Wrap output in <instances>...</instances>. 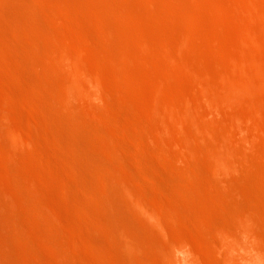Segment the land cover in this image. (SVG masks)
<instances>
[{
  "label": "bare ground",
  "instance_id": "1",
  "mask_svg": "<svg viewBox=\"0 0 264 264\" xmlns=\"http://www.w3.org/2000/svg\"><path fill=\"white\" fill-rule=\"evenodd\" d=\"M149 1H147L148 4L150 3ZM245 1L248 3V5L246 4L247 9L245 12L242 11L248 15V19L258 21V24H255L254 22L256 21L254 20V25L264 23L262 19H259L262 17L264 20V1L263 3L260 2L259 8L256 7L259 4V0H255L258 4H253V0ZM152 4H149V11L151 15L153 14L152 16L155 15L154 17H156V8L154 7V11ZM173 5H170L171 7L168 6L170 8L173 7L172 10L176 9L175 5ZM222 8L226 12L229 10L225 6ZM140 12L134 10L129 0H0V264H53L52 257L56 260L59 259V264H67L68 257L74 258L79 262L87 257L89 264L90 262L92 264H264V227L262 226L264 217L260 214L264 210L259 213L262 206L257 210L258 208L256 207L258 206L255 205H258L257 202L259 200L257 202L251 200L252 206H250V197L247 198V195L244 197L248 201L244 202V205L248 202L249 204L247 203V205L253 207L254 210H252L253 208L248 209L247 205H242V207L241 204L243 202L241 203V201L245 199L240 195L241 193H238V197L233 194L238 192L237 190L234 191V189H238L240 186L243 187V185H240L244 183L243 177L248 176L249 169L247 167H250L247 166L249 162L246 163L248 157H245L247 158L246 160L243 157L247 153L248 155L251 154L252 144L249 145L251 148L248 147L250 148L249 152L244 148V150H247L244 155L242 145H236L237 147H242V151H239L240 148L238 150L235 144H233L235 146L233 148L230 145L231 142L225 141L227 139L226 136L230 135V133L238 135V137L235 135L238 139L242 138L239 130L240 135L237 134L236 129H231L230 121H221L215 116L210 120L211 123H208L210 121L207 122L204 118L207 112L208 114L222 113L223 108L225 113L228 107L231 108V105L234 104L232 106L234 107L235 103L244 102V99L248 98L247 95L250 97L251 95L254 96L255 85H264V76L258 72H256L257 75L255 73V75L253 74V76L247 78H242V76H237V74L230 76L228 75L231 74L230 72H227V74L226 72L217 73L205 59L201 60L203 56H200L201 59L199 60L201 62L199 64L204 62L206 64L199 65L202 70L200 68L198 71L197 68V71H195L197 64L192 59L188 60L186 58L188 55L186 52L182 53L183 48L193 46V43L188 40L187 46H182L183 48H181L175 34L177 30H174L176 26L174 25L175 27L173 28V24L172 26L166 24V31H169L170 34L165 29H163L165 32L159 30L160 27L158 26V28L157 25L154 27L156 28L154 32H156L155 34L159 39L158 43L156 42V46L153 44L155 41L150 38L143 25L146 20L145 15ZM156 13L158 14L157 11ZM181 15L189 23L183 30L185 37L190 36L193 29L190 23L199 22V18L186 8L182 9ZM90 24L95 28L94 31L90 28ZM129 27H133L130 28L131 30L136 28L142 34V38L138 40L139 42L136 39H134V42L137 41L138 48L140 47V50L144 53L140 54V51L137 53L135 51V53L140 54V57H145V60H147L146 58L154 59L157 55H161L160 57H165L170 62V65L172 63L176 67V71H174L176 74L180 70V74L184 71V74H188L187 76H195L202 83V86H200L201 90H198L202 96L200 98L201 100L204 99L203 101L208 106V111H204L202 108L200 111L198 109L200 106H192L189 102L183 106L173 100V98L171 99V97H163L165 101L163 99L164 103L160 104V97H154L155 99L152 100H150L152 98L150 97V99H147L150 104L146 101L147 104H143L144 113L138 110L141 113H138V115L143 117L144 114V119H141V121L144 123V120H146V128H149V130L151 125L154 126L157 122L160 128L156 126L159 129L163 128V126L167 129L166 127L169 126L168 129L171 127L172 131V128H174L177 133L171 132L169 129L172 136H175L171 137L172 139L175 138V143L171 141L174 144H170L173 147L176 144L178 146L177 151L179 150L185 159L188 160L189 157L190 159L194 157L193 161H191L192 159L189 160L187 168L183 172L180 171L182 167H185V161L181 159L182 161L180 162L184 163V166H179L180 162L178 163L176 160L178 158L180 160V154L177 155L180 157H172V159H175L174 162L169 161L171 155H167L166 150L169 153L172 149L166 148L165 150L162 139L164 137L168 141V137L163 136L161 131L154 126L153 130L156 131L154 132L156 136L155 142L158 140L159 144L157 146L153 145L150 141L151 139L148 138L149 140H147L146 137H139V135L144 134V131L148 132V130L145 128L143 133L141 132L140 134L137 131H140L138 129L141 128L137 129L139 125H136L138 141L136 138L135 141L138 142V147H144L145 142L149 141V144L147 142L145 144H148L147 148H145L146 146L144 147L146 149H144L145 152L148 151L151 145L155 146L156 148L153 147L155 149L153 154L158 151L157 153L161 152L157 154L158 156L162 155L164 159L169 157L170 159H166V162L175 163L176 165L175 167L174 165H167L173 169L176 168L172 172H177V166H179L178 171L185 175L184 183H180L179 180L182 175L181 177L176 175V179L179 182H176L177 180L175 182L178 184L173 183L174 181H171V184V182L169 183L170 180L168 183L165 182L168 179L165 174L172 173H167L170 169H166V172L164 170L163 178L158 177L164 181L159 182L157 179V182L155 175V178L150 183L154 180V185L155 183L158 184L159 190L157 189V193L160 192V194L154 192V195L158 196L153 197V201L148 200L150 196L147 199L152 189L149 192L146 191V195L142 186L143 179H140V182L139 178L135 177H139V174L134 176L135 171H131V166L134 167L133 164L135 163H132L131 166H129V162L125 164L124 162L130 160L129 157L125 161V158L122 159V156L125 155L118 153L120 159H122L120 163L119 156L116 155V148H119L118 146H121L122 143L112 146L115 141L111 144V141H109L113 138L109 137L113 136L112 130L118 135L116 133L118 130L115 129H123L119 128V125L116 127L118 123L115 124V122L117 121L114 122L110 118L111 116H108L109 114L115 117L117 115L116 110L122 111L119 107V101L116 102L114 99L122 97L121 100L123 99L122 103L125 102V106L128 105V100L131 99V97L128 100L125 99L123 96L127 94L124 95L120 89L119 91L123 95L116 97V94L120 93L116 89V83L119 80L125 85L134 84L135 86L132 85L133 88H138L137 81H133L129 75V73L134 71L131 72L130 70L140 68L142 63L145 66L147 65L145 62L148 61H144L141 57L144 62L138 60L141 62L139 63L137 59H140V57L138 56L139 58L136 59L133 54L134 50L130 49V45L134 43H132L133 39L128 34L129 31L127 32ZM150 28L153 29V26ZM93 33H95L94 36L97 39L101 36L100 39L95 40L96 37L93 38ZM115 36H118V39ZM259 39L260 41L257 40L258 42H256L258 44L261 43L259 47V51H261L263 45L262 39ZM258 46H256V49H258ZM96 53L98 55H94ZM157 57L155 60L161 61L160 57ZM158 60L156 61L159 65L157 62L154 63L156 66H160L158 70L160 72L165 66L161 67V63ZM148 62H151V60ZM154 63H148V66H150L148 68H154V66L151 67ZM145 68L147 69V66ZM165 68L162 72H168L167 74L169 75L168 68ZM146 69L142 72L141 70H136L138 73H143ZM205 69L211 72L209 74L211 76L208 75L209 78L207 77L209 81L205 78L204 73L203 75L197 73ZM137 71L134 73L136 74ZM145 74L143 73L142 76L144 77ZM213 74L217 77H212L214 76ZM142 76L143 83H145L149 76L145 75L147 78ZM135 78L137 79L138 77ZM141 78L137 80L142 83ZM152 81L153 85L154 83L156 84L154 79ZM120 87L125 92L123 85ZM154 87L156 89V86ZM140 88L143 89L141 86ZM141 89L138 88L137 90L140 91ZM144 89L145 91L141 92L146 96V87ZM126 90L129 94L131 89L127 88ZM134 90L136 91V89ZM134 94L131 93L130 96ZM142 96H139V100ZM132 99L133 101L136 100L135 103H138V99ZM144 99L145 97L142 100ZM111 101H115L116 107H119L120 110L115 109ZM130 105L131 103H129ZM238 105L241 106V103ZM222 106L228 107L224 108ZM24 107H26V111L29 108L33 112L34 117L26 115ZM122 108L124 107L122 106ZM220 108L221 111L219 112ZM125 110L130 112V110ZM124 114L125 112L123 115L121 114L122 117L120 116L122 119L126 117ZM106 115L108 116L107 122L111 119L112 121L110 122H114L113 124L115 125L108 123V128L111 131L108 130L111 135L106 132L108 130H105L106 123H98L99 121L97 124L95 123L96 119H106L107 117H104ZM138 115L136 116L138 117ZM22 118L26 123L21 121L22 124L17 121V119L22 120ZM165 118L166 120H164ZM124 119L126 120V118ZM152 121H156V123ZM258 122L259 119L255 122L257 126ZM145 124H142V126ZM110 126L116 128L111 129ZM124 126L126 125L124 124ZM216 127L219 128L218 130L221 129L223 131L219 136L226 135L221 137L222 140L217 132L215 133ZM165 129L163 134L165 133V135L170 137L171 134L167 133ZM233 130L236 131L233 132ZM129 131L124 130V132L120 133L121 135H118L119 139L121 137L124 140L122 134L127 132L126 136L132 134ZM245 131L243 130L241 133L243 134ZM151 133L153 134V131ZM151 133L148 132L147 136ZM116 135L114 136L117 137ZM248 136L249 138H247ZM248 136H245L247 139L243 146L248 145L246 143L251 138L249 134ZM150 137L153 140L154 137L151 135ZM205 138L206 141L208 140V142L205 141L207 144L202 141ZM224 138L226 139L224 140ZM122 139L120 140L122 141ZM238 139H235V142ZM243 141L241 139L236 143L240 142L239 144H242ZM252 142L254 141L250 143ZM133 143L134 145L136 144L134 141ZM42 144H45L44 146H47L49 151L43 149ZM255 144L254 142L252 146ZM123 146L130 150L131 146L128 144L127 146L129 147L126 144ZM123 146H121L122 150L125 148ZM172 146L171 148H173ZM255 148H257L256 145ZM255 148L253 147V153L256 150ZM152 149L149 151L154 150ZM133 150L135 153L132 152L131 154L136 155V149L133 148ZM233 150H237V152L235 153ZM259 151L260 149H258ZM241 152L242 156L244 155L243 157ZM170 153L172 154V152ZM234 153L241 156V159L238 156L239 160L243 158L246 163L243 162V166H247H245L246 169L244 168L247 171H240L239 166L241 164L237 163L236 158L238 157ZM147 155H145V158ZM185 155L189 157L186 158L187 156ZM162 156L159 158L161 162H158L160 165L165 163L162 162ZM249 156L250 159L254 160L252 155ZM139 157L135 159H144V156H142L143 158ZM123 160L124 162H122ZM148 160L150 161L151 159H147V162L144 160L146 162L145 165L150 164L148 167L151 169L154 165L151 166L153 163L151 161L148 163ZM251 162L253 163V161ZM137 164L139 165V162ZM142 165H139V167ZM203 167H207L208 172H204ZM134 168L135 170L138 169L136 165ZM253 168L254 165L251 169ZM160 169L158 168L157 170L160 172ZM254 170L256 169L254 168ZM151 171L154 173V170ZM30 172H33V176ZM235 172L240 173V176L239 174L235 176L236 179L238 178L237 184L234 181V184L230 185L229 183L233 181L230 175L235 174ZM158 173L156 171L157 176ZM250 173L249 171L248 174L251 175ZM254 173L252 174L254 175ZM191 174L194 175L191 176ZM243 174L246 176H242ZM147 176L150 177L149 174ZM147 176H144L146 183L149 179L146 178ZM169 176L171 177V175ZM239 177L243 182H238ZM136 180L142 184H136ZM222 182L228 183V185H225L227 188L224 186L225 183L223 184ZM222 184V189L226 188L230 195L233 194V197L227 194L231 198L239 199L241 197L243 199H239V202L236 201L237 199H233V201L226 195L228 191L224 190L223 193L225 192V194H222L220 190L222 187L220 185ZM156 185L153 189H156ZM236 185L239 186L235 188L234 186ZM228 186L232 187V189L231 187L229 188L232 193ZM245 188H241V190L245 191ZM249 188L252 191L254 190L250 186ZM250 189L249 192L251 193ZM246 190L248 191V186ZM189 195L194 196L195 199L198 198L197 200L200 201L198 203H201L202 206L191 204ZM223 195L225 196L223 197ZM225 197L230 198L231 202L228 199L227 201L233 203V207L236 206L234 208H236L237 212L235 211L232 214L227 207L229 203L226 201L228 204L225 202L226 206L224 204L223 207H225V210L227 209V213L228 211L231 213V216L229 213L227 215L226 213H221V216L225 215L223 220L229 224H224V221L220 222V220L216 222V219L214 220L216 223H214L213 219L210 220V218H216L218 215L216 214V208L214 211L211 210L213 208L212 205L211 208L207 205H210L211 202L225 201ZM235 201L241 207L237 206L238 204L236 205ZM221 206H219V209L222 208ZM185 207H188L187 210ZM237 207L240 208L237 209ZM14 211L16 214L19 213V216L14 215ZM201 216H203L202 222L208 221L207 224H209V221H212L216 224V227L214 225L208 227V225L203 224L202 230V226L192 223L195 227L193 230L196 234L195 238L198 247L194 242L195 238H193L194 243L189 240V236L191 239L193 235L190 234L187 237L185 234L178 233L179 230L184 231L182 230L184 229L183 226L182 229H177L176 233H172V231H176V227L175 230L172 229L176 221L172 224L173 226L170 225L171 223L168 225L169 220L172 223L174 220H178L181 223H190L192 219L198 218L199 220ZM204 217L210 218L205 220ZM219 223L223 224L219 225ZM5 224L8 225L6 226ZM181 225L179 226L181 227ZM5 226L6 229L11 226V231H7L8 229L6 230ZM169 226L172 227L169 228ZM186 227L189 228L188 226ZM207 230L208 233L206 232ZM202 231H205L208 236L209 232L210 235H212L211 233L215 234L217 239H207L208 236L204 234L205 238ZM13 239L17 240L18 244H16L17 241L16 243L15 241L12 242ZM190 242L195 244L197 248H194V246L192 248ZM36 246H39L38 250H36ZM40 249L51 254L48 256V258L52 256L50 258L51 261L47 260L48 258L45 259L41 251L38 252ZM201 249L204 250L202 251ZM207 250L216 252V255L219 254L220 260H210L208 262L207 258H204V255L206 256L207 254H202ZM84 253L88 256L84 257ZM67 254L68 257L65 258L67 261L63 260L64 262L61 263L64 255Z\"/></svg>",
  "mask_w": 264,
  "mask_h": 264
},
{
  "label": "rangeland",
  "instance_id": "2",
  "mask_svg": "<svg viewBox=\"0 0 264 264\" xmlns=\"http://www.w3.org/2000/svg\"><path fill=\"white\" fill-rule=\"evenodd\" d=\"M147 1H149V0H147ZM147 1L145 0H129V2H130V4H132V6H133V8H134V10H138V12L139 11H141L140 13H142V15L144 14L145 15V18H146V20L144 21V27H145V30L147 31V33H148V35L150 36V38H152V40H154L155 41V43H153V44H157L158 43V37L156 36V32H154V29L156 30V28H154V27H156V25H157V27L159 28V30H163V29H165V31L167 30L166 29V26L168 25V24H170L171 26H172V24H173V28H174V30L176 29L177 31L175 32V34H176V38L178 39V41L180 42V45H181V48H183V47H185V46H187L186 44H187V41L188 40H190L192 43H193V46H187V47H185V48H183L184 50H182V53H185L186 52V54H188L187 55V57L186 58H188V60L189 59H192L193 61H194V63L195 64H197V67H196V70L195 71H197V68H198V71H199V69L201 68V66L199 67V65H203L204 63L206 64V62H204V63H202V64H199L200 62H201V60H203V59H205L206 61H207V63L208 64H210V66H212V68L214 69V70H216V72L218 73V72H223V73H225L226 72V74H227V72L229 73H231V74H228V75H233V74H237V76H242V78L243 77H245V78H247V77H249V76H253V74L255 75V73L256 72H258L260 75H263L264 76V23H261L260 24V21H259V24L260 25H254V23L255 24H258L257 22L258 21H256L255 19V21L256 22H254V20L253 21H251V20H249L248 18V15H246L244 12L246 11V9H247V7H246V4L248 5V3H246V1L245 0H152V1H149L151 4H152V7H153V9H154V11H155V8H156V11L158 12V14L156 13V11H155V14L157 15V16H159V18H157V16L156 17H154V16H152L151 15V13H150V11H149V4L147 3ZM252 1V0H251ZM250 1V2H251ZM263 1L264 0H262V1H260L259 0V4L258 3H256L255 2V0H253L252 2H253V4L255 3V4H258L256 7H258L259 8V5H260V2H262L263 3ZM120 1H118V3H119ZM167 3H170V4H167ZM261 3V4H262ZM120 4L122 5V3L120 2ZM175 6H174V5ZM226 4V5H225ZM120 5V6H121ZM170 5H173L176 9H173L172 10V8H170L169 6ZM222 5H224L226 8H228L229 10H228V12H226V11H224V9L222 8V7H224V6H222ZM250 5V4H249ZM264 5V4H263ZM222 6V7H221ZM155 7V8H154ZM262 7V6H261ZM260 7V8H261ZM183 8H186V9H188L191 13H193L194 15H196L198 18H199V22H197V23H195V22H192V23H190L191 25H192V27H193V29L191 30V32H192V34L190 35V36H186L185 37V34H184V32H183V30H184V27L185 26H188V22L184 19V17H183V15H181V12H182V9ZM258 8H256V9H258ZM244 12H243V11ZM244 13V15H242V13ZM247 16V17H246ZM246 17V18H245ZM261 17V16H260ZM258 18H259V16H258ZM260 20L262 19V21H264L263 20V18L261 17V18H259ZM258 20V19H257ZM250 21V22H249ZM254 22V23H253ZM113 23V22H112ZM252 23V24H251ZM167 24V25H166ZM91 25V24H90ZM169 25V26H170ZM175 25V26H174ZM153 26V29H151L150 27H152ZM168 26V27H169ZM171 26H170V28H171ZM90 28L91 29H93V31H94V27L91 25L90 26ZM130 28H133V27H129L128 29H127V32L129 31V35L131 36V38L133 39V42L132 43H134V44H131L130 45V49H133L134 50V56L136 57V59L137 58H139L140 57V54H142V53H144V52H142L141 50H140V47L138 48V46L139 45H137V41L138 40H140L141 38H142V34L140 33V31H137L136 30V28L135 29H130ZM157 28V29H158ZM178 28V29H177ZM169 29V28H168ZM92 31V30H91ZM164 30L162 31V32H165ZM167 32V31H166ZM169 32V31H168ZM167 32V33H168ZM81 33V32H80ZM167 33H166V35H167ZM94 34L95 33H93V35L92 36H94ZM96 34H97V31H96ZM168 34H170V32L168 33ZM99 36V35H98ZM96 36H94L93 38H95ZM100 37L101 36H99V38L97 39V37H96V39L95 40H99L100 39ZM115 38L116 39H118V36H115ZM257 38V39H256ZM259 38H261L262 40V50H261V48H260V50L261 51H259V47H260V44H258L257 42V40H259L260 41V39ZM102 39V38H101ZM134 39H136L137 41L136 42H134ZM256 39V40H255ZM102 41V40H101ZM257 41V42H256ZM139 42V41H138ZM150 42V41H149ZM153 42V41H152ZM157 42V43H156ZM257 43V44H256ZM139 44V43H138ZM132 45H134L133 47H132ZM259 45V46H258ZM157 46V45H156ZM183 46V47H182ZM256 46H258L257 48L258 49H256ZM135 51H136V53L137 52H139L140 51V54H136L135 53ZM184 51V52H183ZM131 52H133V51H131ZM137 56H136V55ZM94 55H98L97 53L96 54H94ZM144 55V54H143ZM139 56V57H138ZM158 56V55H157ZM156 56V57H157ZM161 56V55H160ZM160 56H158L157 58H159ZM200 56H203L202 57V59H201V57ZM92 57H93V55H92ZM142 58H143V60L144 61H150L151 60V62H148V63H156L157 61L156 60H158V59H156L155 60V58L154 59H150V58H146L147 60H145V57H143V56H141ZM140 57V59H137V61L138 60H140L141 62H144L143 60H142V58ZM150 59V60H149ZM160 59H161V61L160 60H158L159 61V63H161V67L162 66H165V67H167L168 69V71L170 72L169 73V75L167 74V73H165V72H162L164 69H166L165 67H164V69L162 70L161 68V70L162 71H158L159 70V67L160 66H156V64L154 63V65H152L151 67H153L154 66V68H148V67H150V66H148V63L147 62H145V64H147V65H145V66H143L144 64L142 63L141 64V66H140V68H135V70H133V69H131L130 71L132 72V71H137L136 69H138V71L139 70H141V72L142 71H144L146 68V66H147V69H146V71L145 72H143V73H146L145 75L146 76H149V77H151L152 78V80L154 79V82H156V84L154 83V85H153V81L151 80V78H147V77H145V75H144V77L142 76L143 75V73H138V71L136 72V74L134 73H129V75L131 76V79L133 80V81H137L136 82V84H138L139 86H138V88L139 89H141L140 88V86L143 88V89H141L140 91L139 90H137L138 88H133V86H135L134 84H129V85H125L122 81H119L118 80V82L116 83V89H118V91H119V89H120V91H122L123 93H124V95L125 94H127L126 96H123L125 99H130V97H131V99L130 100H128V108H127V106H125V102H123L124 103V105H122L123 103H122V100H121V95H123V93L122 92H120L119 94H116V97H121L120 99L118 98V99H114V100H116V102H118L119 101V104L117 103V105H119V107L122 109V111L120 110V108L119 107H116V103H115V101L114 102H112L113 104V106H115L114 108L116 109H119L120 111H118V110H116V113H117V115L114 117V116H112V115H109L108 114V116L110 117V118H112V120L115 122V121H117V122H115V124L116 123H118L117 125H116V127L118 126L119 128H125L124 130L125 131H131L132 132V134H130L129 136L130 137H132V138H130L128 135L126 136V134H128V132L126 133V134H122V136H124L123 138H124V140L120 137V139H122V141L119 139V137H118V135L120 134V133H122V132H124V130L123 129H115L113 126H110V128L112 129V128H114L115 130H118V131H116V133L118 134V135H116L114 132H113V130L111 131L109 128H108V123L110 122V121H112L111 119L110 120H108L109 122H107V119H108V116L106 115V116H104V117H107L106 119L104 118H101L100 120L98 119H94L95 120V123L97 124V122L98 123H106L105 125V130H110L111 131V133H113L112 135L113 136H109V137H113L114 138V140H113V138H111V140H109V141H111L110 142V144L112 143V142H116L118 139L120 140H118L115 144L113 143V145L112 146H116V144L117 143H119V144H121L122 143V145L121 146H123V145H125L126 144V146H127V144L129 145V146H131L130 147V150L128 149V148H126L125 146H123V147H125L124 148V150H122L123 148H121V146H118L119 148H116V155H118L119 156V154L118 153H123L122 155H125V156H122L121 158L122 159H124L125 158V161H126V159H127V157H129V161L127 160L126 162H124V160L122 161V162H124L125 164L126 163H128L129 162V166H131L132 165V163H135V164H133L134 165V167H135V165H136V167H138V169H140V170H138L137 168V170L138 171H140V172H142L141 174L137 171V170H135V168L133 167V166H131V171H135L133 174H134V176L137 174H139L138 176L139 177H137V176H135L136 178H139L138 180L141 182V180H142V183H143V190H144V192H149L151 189H152V191H150L149 192V194L150 195H148L147 196V199L149 198V196H150V198L148 199L149 201H153L154 199H152L153 197L155 198V196H158V195H154L155 193H157L158 191H157V189H158V184L157 183H155V185L157 186L156 187V189H153V188H155V185H154V180H153V185H152V183H150L151 181H152V179H154L155 178V175H156V178H155V180L157 181V179H158V181L160 182V181H164L163 179H161V178H163L162 176H164V174H165V172L168 170V169H170L169 171H167V173L169 172H172V171H174V169L176 170V168H171V167H168V166H173L174 165V167L176 166L175 165V163L173 164V163H170L171 161L172 162H174L175 161V159H172V157L174 158V156L175 157H180L181 156V158H180V160H179V158L176 160L178 163L180 162V161H182V160H184L185 161V167H182L181 168V170L180 171H184V169H186L187 168V166H188V164H189V160H191V161H193V159H194V157L192 158L191 157V159H190V157L188 156V155H185V156H187L186 158H188L189 157V159L187 160V159H185V157H184V155H182V154H180V151L178 150L177 151V149H178V146L175 144L174 145V147L172 146V144H174L175 143V138L174 139H172L173 138V136H172V134H171V132L173 131V132H175V133H177V131H175V129L174 128H172L173 130L171 131V127L169 128L170 129V131L171 132H169V129H168V127L169 126H165L167 129H168V131H167V129H165L164 128V126H163V128L165 129V131L168 133L169 132V134H171L170 135V137H169V135H165V133L163 134V128H161V129H159L160 128V126H159V123L157 122L156 123V121H152V122H154V123H156L154 126H159V128L156 126V128L158 129V130H160L161 131V133H162V135L163 136H167L168 137V141H166L165 140V138L163 137L162 139H163V141H164V143L165 144H167V145H165L164 143H163V145H164V147H165V150H166V148L168 149V148H170V149H172V150H170V152H172V154L169 152L168 153V150H166L167 151V155L169 154V155H171L170 157H171V159L168 157V158H166L167 160H169L170 162H166L167 160L166 159H164V157L162 156V155H160V156H162L161 157V159L163 158V160H162V162H165V163H161V165L159 164L161 161H159V158H160V156H158L157 154H159V153H161V152H159V153H157V152H155V154H153L154 153V151H155V149L154 148H156L155 146H153V145H158L159 144V142H158V140L155 142V138H156V136H155V134H154V132H156V131H154L153 130V127L154 126H152L151 125V127H150V130H149V128H146V124H145V121L146 120H144V123H143V121H141V119L143 120L144 118V114H143V117L142 116H140V115H138V113H144L143 112V109H144V106H143V104L145 103V104H147L146 102H148L147 101V99H150V97H152L150 100H152V99H155V98H158V97H160V104H163L164 102L162 101L163 99H164V101H165V98H163V97H171V99L173 98V100H175L176 102H178L179 104H182L183 106L184 105H186V104H188V102L189 103H191L192 104V106H197V107H199L200 106V108H198V109H200V111H201V108H202V110L204 109V111H208V106H207V104L203 101L204 99H202L201 100V98L200 97H202L201 96V93H200V91L198 92V90H201V87L200 86H202V83L198 80V79H196L195 78V76L193 77V76H187L188 74H184V71H182L181 72V74L183 73V75H181L179 72H180V70L178 71V74H176V72H174V71H176L175 69H176V67L174 66V65H172V63H171V65L169 64L170 62L165 58V57H160ZM199 59H201V60H199ZM187 60V61H188ZM204 60V61H205ZM136 61V62H137ZM140 61H138L139 63H141ZM153 61V62H152ZM183 61H186V60H183ZM157 64H158V62H157ZM194 64V65H195ZM151 65V64H150ZM159 65V64H158ZM196 66V65H195ZM172 67H174L173 69H172ZM142 68V69H141ZM144 68V69H143ZM178 69V68H177ZM207 69H209V68H207ZM166 70V71H167ZM200 70H202V68L200 69ZM129 71V72H130ZM173 71V72H172ZM216 72H215V74H216ZM165 73V74H164ZM171 73H173L172 75H171ZM186 73V72H185ZM198 74L199 73H201L202 75H203V73H204V76H205V78H207L208 77V75L209 74H211V72H209V70H203L202 72H197ZM206 73V74H205ZM162 74H164V75H162ZM167 75V76H166ZM180 75V76H179ZM186 75V76H185ZM214 75V74H213ZM256 75H257V73H256ZM141 76L143 77V78H147V81L145 82V83H143V79L141 78ZM166 76V77H165ZM209 76H211V75H209ZM225 76H227V75H225ZM133 77V78H132ZM135 77H138L137 79H139V78H141L142 80V83L140 82V81H138ZM212 77H217V76H212ZM195 78V79H194ZM209 78V77H208ZM207 78V79H208ZM213 79V78H212ZM140 80V79H139ZM197 80V81H196ZM214 80V79H213ZM208 81H209V79H208ZM121 82V83H120ZM151 82V83H150ZM148 83V84H147ZM157 83H159V85H157ZM150 84H151V86H150ZM123 85V88H125V92L122 90V87H120V86H122ZM133 85V86H132ZM161 85V86H160ZM204 85V84H203ZM125 86V87H124ZM128 86V87H127ZM153 86V87H152ZM154 86H156V89H155V87ZM158 86V87H157ZM118 87V88H117ZM146 87V93L148 94H146V96H147V98H146V96H145V94L143 93L144 91H145V88ZM163 87V88H162ZM131 89L130 90V92H129V90H128V92H129V94L127 93V90L126 89ZM154 88V89H153ZM200 88V89H199ZM134 89H136V91L134 90ZM255 89L256 90H254V92L253 93H255L254 94V96H252L251 95V97L250 96H248L247 95V97L248 98H243L244 99V102H243V104H242V102H240L239 101V103L237 102V103H235V106L234 107H232L233 105H229L231 108H229L228 106H222V107H224V108H227L226 109V112L224 113V111H225V109L223 110V108H222V113L220 112L221 111V108L219 109V112L220 113H216V114H208V112L206 113V115L204 116V118L206 119V121L208 122V121H210V120H212L215 116L219 119V120H221V121H227V122H229L230 121V126H231V129L232 128H234V129H236L237 130V132H238V130H239V132H240V134H241V136H242V138L240 137L239 139L237 138L238 137V135H236L235 133L233 134H231L230 133V135H225V134H223V136L225 137L226 136V138H224V140L225 141H229V143L231 142H233V139L235 138V139H238L239 141L242 139V141H243V139H244V141L242 142V144H237L236 142H238V140H236V142H235V139H234V142L231 144L230 143V145L233 147L234 145L233 144H235V146L237 145V146H239V145H242V149L244 150V148L245 149H247V150H244L243 151V153H244V155H245V153H247V152H249V149L252 147V152H250L251 154H249V155H252L251 157L252 158H254V160H252V159H250V156L248 155V153H247V155H243L242 156V152H241V156L244 158V160H246L247 158H245V157H248V161H246V163L247 162H249V165L247 164V166H250V167H247L246 165V167L249 169V171L251 172L250 174L251 175H253L252 173L253 172H255L254 173V175L253 176H251V175H249L248 173H249V171H248V173H247V175L248 176H246L245 174H243L242 176H246V177H243V179H244V183L243 184H240V185H243V187L242 186H240V187H238V189H234V191L235 190H237L238 192L236 193V192H234L233 194L235 195H237V197H238V193H241L240 195L245 199V200H242L241 199V197L239 198V199H241L240 201H241V206L242 205H244V202H246V201H248V200H246V197L247 198H249L250 197V203H251V200H255L256 202H257V200H259L261 203L259 204V201L257 202V204L258 205H255L256 204V202H255V206H258V207H256V208H258L257 210H259V208L262 206V209H260L259 210V213H260V211L261 210H264V206H263V204H264V85H255ZM135 91V92H134ZM138 91H139V93H138ZM141 91H143V92H141ZM160 91V92H159ZM131 93H135L134 95H131L130 96V94ZM141 93H143L142 95H141ZM252 93V94H253ZM164 94V95H163ZM136 95V96H135ZM135 96V97H134ZM139 96L141 97L142 96V98H140V100H139ZM149 96V97H148ZM128 97V98H127ZM145 97V99L144 100H142L143 98ZM155 97V98H154ZM132 98H136V99H138L137 101H138V103H135L136 102V100L135 101H133V99ZM167 98V99H168ZM113 100V99H112ZM132 100V101H131ZM156 100H158V99H156ZM146 101V102H145ZM150 102V101H149ZM148 102V103H149ZM163 102V103H162ZM129 103H131V107H132V109H130L131 107L129 106ZM133 103V104H132ZM241 103V106L240 105H238V104H240ZM138 104H139V106H138ZM144 104V105H145ZM150 104V103H149ZM237 104V105H236ZM125 108V109H127V111H129L130 110V112L132 111L133 112V114L135 115L136 113V115H138V117L135 115H133L132 114V112L130 113V112H126V110L124 109V108H122V106ZM239 106V107H238ZM238 107V108H237ZM26 107H24V112L26 113V115H28V116H30V117H34L33 115V112L28 108L27 109V111H26V109H25ZM139 108V109H138ZM137 109V110H136ZM232 109H235V110H232ZM135 112H134V111ZM138 110H140V112L138 111ZM235 111V112H232V111ZM118 111V112H117ZM137 111V112H136ZM125 112V116L126 117H124V118H126V120L123 118H121L122 116H121V114L123 115V113ZM140 113V114H141ZM129 114H132V115H129ZM129 116V118H128V116ZM121 116V117H120ZM114 117V118H113ZM120 118L119 120H117L118 118ZM132 117H136V118H132ZM139 117H141L140 118V121H139ZM253 118H254V120H253ZM115 119V120H114ZM122 119V120H121ZM129 119H131V120H129ZM135 121H134V120ZM138 121H137V120ZM228 119V120H227ZM257 119V120H256ZM258 119H259V122H258V126L255 124V122L256 121H258ZM104 120V121H103ZM164 120H166V118L164 119ZM17 121H19V122H23V123H26L25 122V120L22 118V120L21 119H17ZM119 121H122V122H120L119 123ZM124 121V122H123ZM128 121V122H127ZM21 122V123H22ZM113 122V123H114ZM126 122V123H125ZM131 122H133V123H131ZM140 122H141V125H140ZM22 123V124H23ZM111 123V124H110ZM109 124L110 125H114L112 122H110ZM123 123V124H122ZM208 123H211V121L210 122H208ZM121 124V125H120ZM124 124L126 125V126H124ZM127 124H128V129H127ZM139 125L138 127H137V129L138 128H141L142 129V131H141V129H138V130H140V131H137L138 133L140 132V134H141V132L143 133V131L145 130V128L148 130V132L149 133H151L152 131H153V134L151 133L150 135L151 136H153L154 138H153V140H154V142H153V140H152V137H150V135H148L147 136V131H144V134H141V135H139V137H143V138H145L146 137V139L147 140H149V139H151L150 141H151V143H153V145H151V147H149L148 148V151H146L145 152V148H147V145L149 144L148 142L149 141H146V140H144V141H146L148 144L147 145H145L146 144V142H145V144H144V147H142V146H140V147H138V138L136 137V136H138L137 134V132H136V125ZM142 124H145V125H143L142 126ZM151 124H153V123H151ZM28 125V124H27ZM135 125V126H134ZM210 125V124H209ZM115 126V125H114ZM123 126V127H122ZM142 126V127H141ZM236 128H235V127ZM135 128V130H133L134 128ZM238 127H239V129H238ZM130 128V129H129ZM156 128H154L155 130H157ZM243 129L245 132L242 134L241 133V131H243V130H241V129ZM127 129V130H126ZM219 128L218 127H216V129H215V133L217 132V134H218V136H219V134L221 133L222 134V130L220 129V130H218ZM109 130L108 131H106V132H108L110 135H111V133L109 132ZM236 130H233V132H235ZM135 133H134V132ZM164 131V132H165ZM236 132V133H237ZM239 132L237 133V134H239ZM249 132V133H248ZM137 133V134H136ZM166 133V134H167ZM175 133H173V134H175ZM246 133V134H245ZM109 134H107V135H109ZM136 134V135H135ZM239 134V135H240ZM248 134L250 135V139H251V141H254L256 144V146H257V148H255V145L254 146H252L253 145V143L254 142H252V143H250L251 141H250V139L248 140V142L246 143V144H248L247 146L245 145V146H243V143H245V140L247 139V138H249V136H248ZM114 135H116L117 137H115ZM121 135V134H120ZM134 135H135V137H134ZM176 135V134H175ZM237 137H236V136ZM248 136L247 138L245 137V136ZM177 136V135H176ZM222 135H220L219 136V138L222 140V138L221 137H223ZM229 136H230V138H229ZM235 136V137H234ZM129 139H127V138ZM167 137H166V139H167ZM172 137V138H171ZM175 137V136H174ZM245 137V138H244ZM115 138H117V140H115ZM134 138V139H133ZM137 139V141H135L136 139ZM149 138V139H148ZM132 139V140H131ZM229 139V140H228ZM223 140V141H224ZM133 141L134 142H136V144L134 145V143H133ZM174 142V143H172V142ZM203 141V143L206 141V138L205 139H203L202 140ZM250 141V142H249ZM125 142H127V143H125ZM129 142V143H128ZM206 142H208V140L206 141ZM204 143V144H207V143ZM125 143V144H124ZM144 143V142H143ZM150 143V144H151ZM170 143H172V144H170ZM252 144V145H251ZM45 145V144H44ZM43 144L41 145L42 147H43V149H45L46 151H49V149H47V146H44ZM134 145V146H133ZM249 145H251V147L249 146ZM129 146H127V147H129ZM168 146H170V147H168ZM171 146L173 147V148H171ZM234 146V147H235ZM236 146V148L239 150V148L240 147H237ZM135 148L136 150V155L135 154H131L132 152L133 153H135L134 152V150H133V148ZM142 147V148H141ZM154 147V148H153ZM233 147V148H234ZM247 147V148H246ZM248 147H250V148H248ZM253 147L256 149L255 151H256V154H255V151H254V153H253ZM140 148H141V150H140ZM154 150H153V149ZM158 148V147H157ZM240 148V150L239 151H242V149ZM143 149V150H142ZM145 149V150H144ZM153 150V151H149V150ZM258 149H260V151L258 152ZM121 152H120V151ZM126 150V151H125ZM159 150V149H158ZM176 150V151H175ZM123 151H125V152H123ZM233 151H235V153L237 152V150H233ZM238 151V152H239ZM247 151V152H246ZM139 152V153H138ZM145 152V153H144ZM152 153V154H150V153ZM177 152H179V153H177ZM257 152H258V154H257ZM126 153H128V154H126ZM147 153H149L148 155H147ZM177 153V154H176ZM234 153V154H235ZM120 154V155H121ZM142 156H144V159H142L141 160V158L140 157H142ZM178 154H180V156H177ZM239 154V153H238ZM254 154V155H253ZM139 155H140V157H139ZM145 155H147L146 156V158H145ZM117 156V157H118ZM135 156V157H134ZM152 156V157H151ZM235 156H240V155H237V154H235ZM241 156H240V159H241ZM133 157V158H132ZM140 158V160L139 159H135V158ZM183 157V158H182ZM143 158V157H142ZM153 158V159H152ZM236 158V157H235ZM243 158H242V160H239V157L238 158H236V160H237V163L238 164H241L242 165V167H241V165L239 166V168H240V171H242V170H244V171H247V170H245L246 168H245V166H243L244 165V163H245V161H243ZM118 159V158H117ZM119 159H120V156H119ZM122 159H120V163H121V160ZM132 159V160H131ZM147 159H151L150 161L153 163V164H151V166H153L154 165V167L152 168L151 166V169L148 167V165H150V164H147V165H145V163L147 162ZM182 159V160H181ZM1 160V159H0ZM134 160H136V161H134ZM144 160H146V162L144 161ZM154 160V161H153ZM239 160V161H238ZM133 161V162H132ZM150 161L148 160V163H150ZM190 161V162H191ZM251 161H253V163L251 162ZM131 162V163H130ZM139 162V165H142L141 167H139V165L137 164ZM141 162H143V163H141ZM159 162V163H158ZM188 162V163H187ZM244 162V163H243ZM245 163V164H246ZM162 164H163V166H162ZM182 164V162H180V165L179 166H181V165H183ZM254 165V168L256 169V170H254L253 171V169H251L252 167H253V165ZM166 167H165V166ZM168 165V166H167ZM183 165V166H184ZM252 165V166H251ZM157 166V167H156ZM160 166V167H159ZM179 166H177L178 168H177V172L175 171V172H172V173H170V174H165V176L168 178V179H166V178H164V179H166V181L165 182H167L168 183V181H169V183L172 181H174L173 183H176V182H179V180H180V183L181 182H183L184 183V174H182V173H180V171H178L179 170ZM156 167V169H154ZM163 167V168H162ZM130 168V167H129ZM160 169V168H162V169H160V172L157 170V169ZM242 168V169H241ZM245 168V169H244ZM134 169V170H133ZM167 169V170H166ZM183 169V170H182ZM251 169V170H250ZM145 170V171H144ZM151 170H154V173L151 171ZM162 170V171H161ZM164 170H165V172H164ZM147 171V172H146ZM156 171H157V173H158V176H157V174H156ZM203 171L204 172H208V169H207V167H203ZM240 171H238V172H240ZM253 171V172H252ZM144 172H146L145 174H143ZM31 173V175L33 176V172H30ZM149 174V176L151 177H148L147 175ZM163 173V174H162ZM175 173H178V174H175ZM180 173V174H179ZM243 173H245V172H243ZM151 174H152V176H151ZM161 174V175H160ZM172 174H174V175H172ZM236 174V175H235ZM235 174H231L230 175V178H231V180H233L232 182H230L229 184L231 185L234 181L236 182L237 181V179L235 178V176H237V174H239V176H240V173H237V172H235ZM141 175V176H140ZM147 176L146 178L148 179L147 181L149 182H147L146 183V180L144 181V176ZM169 175H171V177L169 176ZM176 175H177V177H181V175H182V177H181V179H176ZM179 175V176H178ZM194 174H191V176H193ZM234 175V176H233ZM258 175V176H257ZM154 176V177H153ZM175 176V177H174ZM256 176V177H255ZM261 176V177H260ZM158 177H161V178H158ZM173 177V178H172ZM171 178V179H170ZM195 178V177H194ZM242 178V177H241ZM262 178H263V181H262ZM141 179V180H140ZM234 179H236V180H234ZM138 180H136V184H138V185H141L142 183H140ZM150 180V181H149ZM175 180H177L176 182H175ZM196 180H197V177H196ZM155 181V182H156ZM157 181V182H158ZM242 181V179L240 180V177H239V183ZM172 182H171V184H172ZM228 182V181H227ZM243 182V181H242ZM145 183V184H144ZM223 183V182H222ZM225 183V182H224ZM223 183V184H224ZM247 184V186H248V191L246 190L247 189V186H246V184ZM176 184H178V183H176ZM221 184V183H220ZM223 184L222 185H220V186H222L221 188H220V190H221V193L222 194H225V192L223 193V190L224 191H228L226 188H227V186H225L226 184L228 185V183H225L224 184V186L226 187L225 189H222L223 188ZM234 184V183H233ZM235 184H237V182L235 183ZM147 185V186H146ZM149 185V186H148ZM152 185V186H151ZM146 186V187H145ZM237 186H239V185H236V186H234L235 188H237ZM245 186H246V188H245ZM249 186L252 188V189H254L253 191L249 188ZM231 187V186H230ZM229 186H228V189L230 188ZM233 187V188H234ZM137 188V187H136ZM241 188L242 189H244L245 188V191L244 190H241ZM138 189V188H137ZM231 189H232V187H231ZM231 189H229L230 191H231V193H232V190ZM249 189H250V191H251V193L249 192ZM159 190V189H158ZM147 192H146V195H147ZM155 192V193H154ZM247 192V193H246ZM254 192V193H253ZM153 193V194H152ZM202 193H205V192H202ZM157 194H160V192L159 193H157ZM227 194H229V191H228V193H226V195ZM233 194H229L231 197H233ZM248 194H249V196H248ZM229 195H227V196H229ZM235 195V196H236ZM247 195V196H246ZM225 195H223V197H224ZM229 196V197H230ZM244 196H246V197H244ZM189 197H191L189 200H190V202H191V204H193L194 203V205L195 206H197L196 204H199L198 206H202V204L201 203H198V202H200L199 200H197L198 198H196L195 199V197L194 196H190L189 195ZM192 197H193V199H192ZM230 197V198H231ZM251 197H252V199H251ZM230 198H226L225 197V201L224 200H220V201H222L221 203H220V201L219 202H216V203H213V202H211L210 203V205H207V206H209L210 208H211V205L213 206V208H211V210H214L215 211V208H216V214H218L217 216H218V219H217V216H216V218H210V217H204L205 218V220L206 219H208V218H210V220H212L213 219V222H214V220L217 222H219V220H220V222H222V221H224L223 220V217H224V219H225V215H223V216H221V213H226V215L229 213V211H228V213H227V209L225 210L224 208L225 207H223L224 206V204H225V202L227 201V199H228V201H230L229 199ZM152 199V200H151ZM236 200V201H238L239 202V199L238 198H231V200ZM196 200V201H195ZM233 200V201H234ZM224 201V202H223ZM227 201V202H228ZM232 201V202H233ZM236 201H235V204L237 205L238 203H236ZM226 202V204H228ZM231 202V201H230ZM213 203V204H212ZM220 203V204H219ZM248 203V202H247ZM247 203H245L246 205H247ZM219 204V205H218ZM226 204H225V206H226ZM230 204V205H229ZM228 204V208H229V210H230V212H232V214L236 211L235 209L236 208H234V207H236V206H232V204L233 203H229ZM234 204V205H235ZM249 204V203H248ZM222 205V206H221ZM246 205H244V206H246ZM260 205V206H259ZM219 206H221L222 208H220L219 209ZM237 206H240L239 204L237 205ZM240 206V207H241ZM250 206H252V203H251V205ZM250 206H248L247 205V208L248 209H251V208H253V207H250ZM254 206V207H255ZM226 207V208H227ZM240 207H237V209L238 208H240ZM243 207V206H242ZM187 208L188 207H185V209L187 210ZM220 210H223V211H220ZM252 210H254V208L252 209ZM256 209H255V211H257ZM220 211V213H218ZM237 212V211H236ZM264 213V212H263ZM262 213V211H261V215H263V217H264V214ZM14 215L16 214L15 213V211H14V213H13ZM19 213H17L16 214V216L18 215ZM215 214V215H216ZM231 213H229V215H230ZM259 214V215H260ZM220 215V216H219ZM19 216V215H18ZM231 216V215H230ZM233 216V215H232ZM202 217V218H201ZM201 217H199V220H198V218L197 219H192V221L189 223V222H187V223H184V222H180V221H178V220H174V222L172 223L170 220V222L168 221V225H169V223H171L170 225H172V224H174L175 223V221H176V223H175V226H174V228L172 227V229L173 230H175V227H176V231L174 232V231H172V233H176L177 232V229H182V226H183V228L184 229H182V230H184V231H181V230H179V232L178 233H182V234H185L187 237L191 234V235H193V236H191L192 238L190 239V236H189V240L191 241V242H193V238H195L196 237V234H195V231L193 230L195 227L192 225V223H194V224H199L198 226H202L201 228H202V230H203V224H205L206 226L208 225V227H212L213 225L215 226L216 224H214V223H216V222H210L209 221V224H207V222L208 221H204V222H202L203 221V216H201ZM213 217H215V216H213ZM219 217H221V219H219ZM262 217V216H261ZM263 217H262V219H263ZM197 220V221H196ZM202 220V221H201ZM173 221V220H172ZM177 222H179V223H177ZM201 224H200V223ZM263 222H264V220H263ZM263 222H262V224H263ZM213 223V224H212ZM224 224H229L228 222H223ZM223 223H219V225L220 224H223ZM182 224V225H181ZM188 224V225H187ZM190 224V225H189ZM218 224V223H217ZM6 226L8 225V224H5ZM176 225H178V226H176ZM179 225H181V227L179 226ZM188 226L189 228H187L186 226ZM204 225V227H206ZM6 226H5V229H6ZM218 226V225H217ZM263 227H264V224L262 225ZM11 226H9V227H7V231H11L10 228ZM170 226H169V228H171ZM216 227V226H215ZM207 228V227H206ZM185 229H186V231H185ZM264 229V228H263ZM190 232H188V231ZM190 230H192V231H190ZM207 233H208V230L206 231ZM206 232L204 231H202V233H203V235L204 234H206ZM63 233V232H62ZM195 234V235H194ZM212 235H210V232H209V236L206 234V236H208L207 237V239H217V237H216V235L214 234L213 235V233H211ZM205 236V235H204ZM203 236V237H204ZM206 236H205V238H206ZM212 237V238H211ZM219 238V237H218ZM195 241V243H196V246L198 247V245H197V242H196V238L194 239ZM13 241H15V243H16V241L17 240H15V239H13L12 240V242ZM190 242V243H191ZM193 242V243H194ZM193 243H191V247L192 246H194V248H197L196 246H195V244H193ZM16 244H18V241H17V243ZM37 247V249L36 250H38L39 249V246H36ZM35 247V248H36ZM41 248V247H40ZM193 248V247H192ZM42 249V248H41ZM39 250L38 252H40L41 251V253L44 255V257H45V259H47L48 258V256L49 255H51V254H49L47 251L45 252V250ZM205 250H206V248H204ZM203 249V250H204ZM202 250V249H201ZM202 250V251H203ZM202 251H201V253H202ZM46 254L47 253V255H45L44 253ZM207 252V253H206ZM206 252H204V253H202L203 255L204 254H207L206 256L204 255V258H207V261L208 262H210V260L212 261H217V260H220V256H218L219 254H215L216 252H212V251H210V250H207ZM65 254V253H64ZM211 254V255H210ZM63 256V255H62ZM70 256V255H69ZM84 257L85 256H88L86 253H84V255H83ZM214 256H215V258H214ZM218 256V257H217ZM52 256H50V258H51ZM68 257V254L67 255H64V257H63V259L61 260L62 262L61 263H63L64 261L63 260H65V258H67ZM72 257V256H71ZM83 257V258H84ZM209 257H210V259H209ZM50 258H48L47 260H50ZM69 258L70 257H68L67 259H68V262H66L67 260H65V262L67 263V264H73L74 262V264H89V261L87 260V257H85L84 259H82V261H77V260H75L74 258H70V260H69ZM55 258H53L52 257V262H54L53 264H59V259L58 260H54ZM54 260V261H53ZM72 260H74L73 262H72ZM86 260V261H85ZM51 261V260H50ZM84 261H85V263H84ZM88 261V262H87ZM90 264H92L91 262H90Z\"/></svg>",
  "mask_w": 264,
  "mask_h": 264
}]
</instances>
